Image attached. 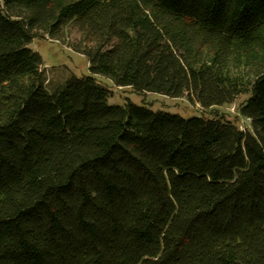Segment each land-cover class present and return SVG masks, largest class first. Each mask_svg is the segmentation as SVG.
<instances>
[{
	"label": "trees",
	"instance_id": "1",
	"mask_svg": "<svg viewBox=\"0 0 264 264\" xmlns=\"http://www.w3.org/2000/svg\"><path fill=\"white\" fill-rule=\"evenodd\" d=\"M46 36L90 75L50 89ZM0 264H264V0H0Z\"/></svg>",
	"mask_w": 264,
	"mask_h": 264
},
{
	"label": "rangeland",
	"instance_id": "2",
	"mask_svg": "<svg viewBox=\"0 0 264 264\" xmlns=\"http://www.w3.org/2000/svg\"><path fill=\"white\" fill-rule=\"evenodd\" d=\"M79 36L72 33L70 40H76ZM34 51L43 57V70L48 81V87L62 84L71 77L84 78L90 75L89 62L86 56L79 55L58 41H51L47 36L38 38L30 46ZM98 82L105 85L111 92L108 100L110 106H123L129 101L138 107H145L155 113L163 112L178 115L183 119L199 118L200 116L211 117L215 114L225 117L227 120L235 122L241 130H251V122L242 118L239 114L240 106L250 95L240 96L233 104L214 109L203 110L199 105L191 104L187 98H169L160 94L147 93L138 95L131 88H119L112 82L99 77Z\"/></svg>",
	"mask_w": 264,
	"mask_h": 264
}]
</instances>
